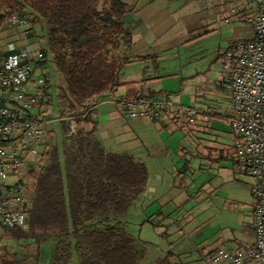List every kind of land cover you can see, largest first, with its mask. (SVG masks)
Here are the masks:
<instances>
[{"label":"crops","instance_id":"crops-1","mask_svg":"<svg viewBox=\"0 0 264 264\" xmlns=\"http://www.w3.org/2000/svg\"><path fill=\"white\" fill-rule=\"evenodd\" d=\"M122 1L133 8V29L144 23L153 36V42L148 44L141 34L133 33L131 60L119 72V85L82 105L72 103L67 81L54 64V80L47 72L48 47L40 45L41 40L37 34L22 35V42L8 38L6 43L0 42V50L4 53L18 50L29 54H43V65L34 70V90L38 102L44 94V100H50V105L44 113H40L39 107L36 106L33 113L46 115L50 122L53 120L48 114L53 104V88L60 111L64 141L68 135L64 123L82 117L88 105H95L92 109L96 121L95 138L105 150L111 151L107 148L109 143H120L124 139L136 141L138 145L147 148L151 156L147 159L137 157L134 149L119 152L133 155L137 160L144 162L147 168L160 166L164 173L170 176L169 183L164 182L163 175L154 176L152 181L153 173L148 168L149 177L143 195L149 194L151 203L146 208L145 215L154 223L156 218H160L159 223L167 224L171 233L178 232L179 236L184 234L182 239L188 240L190 244L188 246L187 242L182 240L178 241V245L170 242L165 253L172 252L177 261L189 256L186 261H181L183 264H207L204 257L213 248H235L254 240L251 211L248 228L242 229L243 235L246 232L244 237H224V232H214L211 227L199 228L195 221L197 218L192 219L195 212L192 210L196 209L199 213L198 205L202 204V200L203 203L209 201L217 206L226 202L227 194L222 192L225 181L243 176L247 178L245 183L250 189L249 178L238 173L233 165V143H221V146H216L217 135L214 130L216 120L222 119V114L218 112L222 110L219 100L228 97L230 101L229 82L234 65L226 54L231 45L227 48L221 46L227 45L230 37L225 33L220 34L219 25L228 23L227 15L236 16L240 20L244 7L242 3L223 0ZM14 26V22H6L0 28V35L13 31ZM244 31V37L241 39L252 35L251 27ZM161 94H167L174 102L191 105L201 111L215 110L219 115L207 122L199 120L187 132L180 128L176 121L167 117L159 121H152L147 117L129 118L122 106L115 102L136 96L151 97ZM44 108L43 106L42 109ZM42 129L43 137L45 132H48L50 137L54 135V130L48 128L47 124H43ZM111 137L112 141H108ZM157 160L163 164L155 162ZM217 177H221L223 181L214 186L213 179ZM221 211L224 212L223 209ZM198 213L195 214L196 217ZM57 244V238L41 241L38 264H52ZM191 250L201 252V258L189 255ZM200 259L203 262L198 263Z\"/></svg>","mask_w":264,"mask_h":264},{"label":"trees","instance_id":"trees-1","mask_svg":"<svg viewBox=\"0 0 264 264\" xmlns=\"http://www.w3.org/2000/svg\"><path fill=\"white\" fill-rule=\"evenodd\" d=\"M132 10L122 0H0V28L14 16L29 23L33 35L37 24L43 26L72 103L82 105L119 85L133 45L132 25L119 20ZM44 61H36L34 70ZM44 97L38 102L40 113L50 105ZM26 118L34 117L28 113ZM63 126L70 132L64 159L54 146L48 160L29 170L28 228L5 229L7 237L0 242L15 245L0 243V264H38L41 241L49 238L58 239L52 264H72L75 256L77 264H183L172 252L147 263V243L133 237L121 219L146 190V164L131 154L105 150L95 138L92 110Z\"/></svg>","mask_w":264,"mask_h":264},{"label":"built area","instance_id":"built-area-1","mask_svg":"<svg viewBox=\"0 0 264 264\" xmlns=\"http://www.w3.org/2000/svg\"><path fill=\"white\" fill-rule=\"evenodd\" d=\"M203 1V0H198ZM210 2L222 0H207ZM242 3L241 20L252 27V35L237 40L226 51L233 61L230 76L231 113L221 117L230 125L235 170L250 180L254 240L235 248L215 247L204 257L207 264H264V0H223ZM14 20L16 17H13ZM42 53L18 51L6 55L0 50V237L5 229L28 228L27 197L22 171L33 164L44 143L43 124L50 119L33 110L38 106L33 70ZM129 118L147 117L159 121L171 118L188 129L199 120L219 114L174 102L169 95L136 96L115 100ZM95 105H88L84 117ZM30 113L34 118L28 119Z\"/></svg>","mask_w":264,"mask_h":264},{"label":"rangeland","instance_id":"rangeland-1","mask_svg":"<svg viewBox=\"0 0 264 264\" xmlns=\"http://www.w3.org/2000/svg\"><path fill=\"white\" fill-rule=\"evenodd\" d=\"M206 1V0H203ZM207 2V1H206ZM210 2V1H209ZM28 13H30V9L27 10ZM228 23H224L223 25H219V32L225 33L227 36L230 37L229 43L227 45L223 44L222 47H228L232 45L237 40L241 39L243 36V33L245 32V29H248V27H251L249 24L245 23L243 20L237 19L236 16L233 15H227ZM226 20V19H225ZM12 22L15 23L16 26H14L13 31H7L0 35V42L6 43L8 38L19 40L22 42V38L20 40V37L23 35H30L31 30L30 24L24 22H19L18 20H13ZM224 27V29H222ZM34 32L38 35L40 38V45L48 47L47 37L44 32V27L37 24L35 27ZM252 28V27H251ZM243 32V33H242ZM23 33V34H22ZM45 36V37H44ZM235 36V38H234ZM234 38V39H232ZM24 41V38H23ZM230 44V45H229ZM222 49V48H221ZM46 70L51 74V77L54 80V65L52 62V55L48 52L47 60H46ZM39 73V71H37ZM51 94L53 96V104L51 105V108L49 110V115L53 117V120L47 124V127L52 128L54 130V135L50 137L48 132H45V144H43L42 147L39 149V154L37 156H30L33 160V164L27 165L25 169L22 171V178L25 181L26 189L29 186L30 178L28 175V172L33 167H38L39 164L42 162L48 160V157L50 156L52 149L54 146H57L59 151L61 152V159L63 160L62 156V149L64 145L63 140V132H62V122L60 119V111L59 107L57 105V101L55 99L54 89L51 88ZM220 101V108L222 110L218 111L222 115L230 114L231 105L228 97L222 98ZM229 101V102H228ZM65 102V101H64ZM66 104V103H65ZM42 115V114H41ZM46 116V115H42ZM47 117V116H46ZM214 130L217 135L216 139V146L219 147L221 143H233L234 136L231 133V127L227 123L225 119H218L216 120V125H214ZM44 131V130H43ZM68 134L70 132H67ZM147 138V137H146ZM233 138V139H232ZM112 141V137L108 139V141ZM124 141V142H123ZM138 142L136 141H128L126 139L119 142H114L112 144H108L107 148L109 150L114 152H125L124 150H132L134 149L136 151V156H141L142 159L151 158L149 155V152L146 150L144 146L138 145ZM221 146V145H220ZM151 154V153H150ZM144 156V157H143ZM152 159H149V161ZM146 162V161H145ZM148 162V161H147ZM159 164H163L162 161L158 160L155 161ZM158 164V165H159ZM150 165V164H148ZM151 166V165H150ZM150 171L153 173V179L156 175H163L164 176V182L169 183L170 176L168 173H164L163 168H160V166L157 167H149ZM223 179L221 177H217L213 179L214 186H218L221 184ZM247 178H244L243 176L235 177V180L232 178L229 181H225V185L222 187V192L227 194V200L223 204L212 203L210 204L209 201L198 205V210H192L198 213V216H195V212H193V218H197L195 221L197 224H199V228H212L213 231H221L224 232V237L227 236H234L237 237L239 235L243 236L246 235V232L244 230V235L242 232L243 228H248V224L251 220L250 211L252 212V203L254 202L252 193L250 189L247 187L246 182ZM31 183V182H30ZM31 185V184H30ZM165 187L162 189L164 190ZM207 189V188H205ZM148 194V193H147ZM150 195H142L135 203L129 208V210L122 216V221L124 222L127 231L135 238L145 241L147 243L148 247V255L146 257V262H152L153 260L157 259L159 256H163L166 252V249L169 246V243L172 242L174 245H178V241L182 240L187 242L188 246L190 245L188 243V240L182 239L184 234H181L179 236L178 232H172L169 231L167 224H161L159 223L160 218L155 219L154 222H150L148 220V216L145 215L146 208L150 205L151 199H149ZM211 201V200H210ZM209 203V204H208ZM224 210L222 212L221 210ZM149 210V208H148ZM158 220V221H157ZM162 225V226H161ZM188 231V229H187ZM186 231V233H187ZM214 231V232H215ZM167 232L169 234H167ZM185 233V232H184ZM2 245L10 244V246L15 245V243L8 242L7 240H2L0 242ZM186 244V246H187ZM177 247H175L176 249ZM187 249V248H185ZM194 250H191V253L189 255L192 256H201V252H195ZM20 255H25V251H19ZM187 254V253H186ZM43 255V252H42ZM201 258V257H200ZM189 259L188 257L181 258V261H186ZM201 260V261H200ZM199 262H203L202 259H200ZM35 260H32L31 264H34ZM72 264H77V257L73 258ZM186 264H196V263H186Z\"/></svg>","mask_w":264,"mask_h":264},{"label":"water","instance_id":"water-1","mask_svg":"<svg viewBox=\"0 0 264 264\" xmlns=\"http://www.w3.org/2000/svg\"><path fill=\"white\" fill-rule=\"evenodd\" d=\"M133 18H134L133 14L131 12H128L119 20V22L120 23H128L131 25L133 22ZM133 33L134 34H138V33L141 34L145 38V40L148 44L153 42V36L144 23L135 27L133 29Z\"/></svg>","mask_w":264,"mask_h":264}]
</instances>
